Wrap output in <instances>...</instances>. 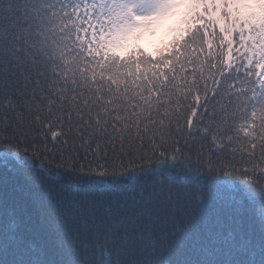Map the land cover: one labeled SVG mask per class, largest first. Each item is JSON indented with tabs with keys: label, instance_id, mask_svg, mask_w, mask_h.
Masks as SVG:
<instances>
[{
	"label": "trees",
	"instance_id": "1",
	"mask_svg": "<svg viewBox=\"0 0 264 264\" xmlns=\"http://www.w3.org/2000/svg\"><path fill=\"white\" fill-rule=\"evenodd\" d=\"M50 2L0 0V264H264V199L226 166L255 126L248 99L218 78L189 126L195 90L176 76L178 44L167 57L150 51L144 29L128 59L113 56L117 70L137 61L135 78L98 76L58 25L39 22ZM247 3L264 23V2ZM98 79L114 127L90 136L80 130Z\"/></svg>",
	"mask_w": 264,
	"mask_h": 264
},
{
	"label": "snow or ice",
	"instance_id": "2",
	"mask_svg": "<svg viewBox=\"0 0 264 264\" xmlns=\"http://www.w3.org/2000/svg\"><path fill=\"white\" fill-rule=\"evenodd\" d=\"M191 2L197 6L200 26L179 45L185 53V59L176 71L183 86L195 90L193 102L196 107L190 113L188 125L194 124V118L200 111L207 114L206 97L215 95L214 86L218 78L225 82L226 90L242 93L249 101V118L252 114L256 115L255 119H251L255 126L245 129L240 146L229 149L230 162L226 166L229 174L245 181L250 196L259 190L264 199V110L262 113L256 112L257 107L264 102V23L254 14L255 6L249 5L247 0H219L222 9L218 7V0ZM175 3L176 0H51L38 13V17L41 24L49 28L55 24L62 29L60 35L70 38L73 51L85 58L86 67L91 65L89 71L98 76L110 73L113 78L127 80L129 71L132 72V79L135 78L137 61H133L131 66L121 65L117 70L108 48L122 35L131 20L150 19L156 20L158 25L146 31L140 43L144 47L154 46L158 42V32L167 27ZM217 13L223 20V27L214 22ZM153 31L156 35L151 34ZM192 53H195L194 57ZM138 63L147 69L156 62L142 58ZM96 83L101 91L96 97L95 107L90 109L94 118L89 116L80 131L87 130L92 136L98 134L96 129L99 128L100 132L108 135L114 127L110 122L109 108L114 97L111 92L103 91L106 87L103 79H98ZM202 96L203 108L200 107ZM83 115L81 113V117ZM137 139L140 147H143L142 137ZM112 140L113 137L109 135L105 143H111ZM111 146L115 151L117 145L111 143ZM119 147L125 151L123 140ZM126 154L129 155L126 170L134 171L141 157L131 141ZM160 154L164 155L162 152ZM120 165L123 168L124 161H120ZM106 173L107 169L102 166L96 174L104 176Z\"/></svg>",
	"mask_w": 264,
	"mask_h": 264
},
{
	"label": "clouds",
	"instance_id": "3",
	"mask_svg": "<svg viewBox=\"0 0 264 264\" xmlns=\"http://www.w3.org/2000/svg\"><path fill=\"white\" fill-rule=\"evenodd\" d=\"M220 9L223 6H218ZM197 6L191 0H176L172 15L167 22V27L158 32L157 46L152 51L163 52L164 56L173 50L174 45H181L200 26ZM131 20V18H129ZM214 22L220 23L219 13L214 17ZM158 25L156 20H131L124 29L119 39L108 48L109 56L128 59L137 47L134 37L144 29H154Z\"/></svg>",
	"mask_w": 264,
	"mask_h": 264
},
{
	"label": "rangeland",
	"instance_id": "4",
	"mask_svg": "<svg viewBox=\"0 0 264 264\" xmlns=\"http://www.w3.org/2000/svg\"><path fill=\"white\" fill-rule=\"evenodd\" d=\"M218 6H222V4L219 3V0H218ZM148 30H149V29H148ZM148 30H147V31H148ZM151 34H152V35H156V33H155L154 31H153ZM156 46H157V43H156L154 46L149 47V50L152 51V49L155 48Z\"/></svg>",
	"mask_w": 264,
	"mask_h": 264
}]
</instances>
